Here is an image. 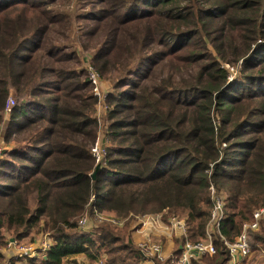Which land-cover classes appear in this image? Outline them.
I'll list each match as a JSON object with an SVG mask.
<instances>
[{
	"label": "trees",
	"instance_id": "16d2710c",
	"mask_svg": "<svg viewBox=\"0 0 264 264\" xmlns=\"http://www.w3.org/2000/svg\"><path fill=\"white\" fill-rule=\"evenodd\" d=\"M47 1L0 0V262L9 239L47 233L53 244L29 264L77 255L139 264L131 217H181L186 238L201 241L210 187L225 195L219 233L234 241L264 207V0L105 1L123 14L111 16L108 38L85 42ZM76 44L112 87L104 102L111 146L94 178L97 98ZM238 62L232 80L222 64ZM94 209L126 219L125 231L102 223L78 232ZM219 233L201 264H228ZM246 236L254 259L264 220Z\"/></svg>",
	"mask_w": 264,
	"mask_h": 264
},
{
	"label": "built area",
	"instance_id": "2783aa9c",
	"mask_svg": "<svg viewBox=\"0 0 264 264\" xmlns=\"http://www.w3.org/2000/svg\"><path fill=\"white\" fill-rule=\"evenodd\" d=\"M227 68L232 71L228 66ZM88 80L93 89V95L98 99L102 100V105L104 106V99L106 94H103L99 88L100 78L99 75L92 69L88 68ZM13 104L11 99L8 100L6 104V113L9 112L10 106ZM100 116L96 115V117ZM99 119V118H98ZM100 137L98 136L97 141L91 147L90 153L95 164H101L104 161L106 155L107 147L100 142ZM5 149L3 141H0V153ZM212 208L210 210V218L205 230V236L201 241L190 242L187 237V225L184 219L178 218L176 216H168L166 222H163L162 213L144 215L139 218H132L142 230L143 239L136 246L141 255V260L139 264H151L153 261L164 262L162 243L156 241L153 237L161 235V233L168 232V235L176 234L184 238L182 246L176 259L171 261V264H194L199 261L203 256H212L216 253V249L212 243V234L214 231L219 233V228L222 221L225 219V195L222 192L217 191L214 187L209 188ZM93 198L90 199L92 201ZM264 220V207L255 210L252 213V220L250 222H244L242 225L241 233L234 239V241L229 242L220 233L219 236L223 241V244L228 250V264H243L244 260L251 255L250 246L247 242V231H257L260 228L262 221ZM126 219H121L112 214H107L104 212H99L97 209L92 211L91 215H84L77 221L78 229L81 230H92L95 224L107 223L113 226H122ZM94 223V225H93ZM93 225V226H92ZM186 238V239H185ZM51 243L47 240L41 243L40 248L36 250L32 247L28 248L29 251L35 253L29 258L35 257L38 253L43 256L51 247ZM24 253L23 255H26Z\"/></svg>",
	"mask_w": 264,
	"mask_h": 264
},
{
	"label": "rangeland",
	"instance_id": "374dc122",
	"mask_svg": "<svg viewBox=\"0 0 264 264\" xmlns=\"http://www.w3.org/2000/svg\"><path fill=\"white\" fill-rule=\"evenodd\" d=\"M105 1L116 2V1H122V0H48L45 4V10L50 11V12L52 11L60 15L68 16L69 22H71L74 25V29L76 32L75 33L76 42H77L76 40L77 37L87 36L83 39V42H85V41H88L89 38L97 36L101 32H106V35L104 38L105 40L106 38H108L111 32L110 31L112 28V17L111 16L120 19L118 15L122 16L123 14V10L121 7H108ZM35 2L36 0H30L31 4H34ZM116 12H118L117 13L118 15L116 14ZM91 19L95 21H90ZM208 48L212 50L210 45H208ZM74 49L76 53L78 54L81 65L86 70V78L88 80V68L90 67L93 69L92 65H90L91 51L81 50L78 44L75 45ZM222 66L228 70L229 74L232 76V80H234L237 76L241 75L242 62H238L237 65H235L234 67H231V65L227 63H223ZM227 66L230 69L234 68L233 73H231L232 71H230L227 68ZM243 74L244 73H242V75ZM100 80L101 81H100L99 88L102 91V93L106 95L111 93L112 87L110 86V84L105 82L103 79H100ZM91 90L93 93L92 88ZM102 100L103 99H100L98 103V99H97V104L95 106L96 110H95L94 116L96 117V115L100 114V116L96 117L97 122H98V128H97V136H96L95 142L97 141V138L99 136L101 139L100 142H102V139H103V142H102L103 145L106 146L107 148H110L111 142L109 141L108 130H107L108 122L105 121L106 119L104 117L105 113L107 112V107L102 105ZM103 102H105V99ZM5 109H6V106H5ZM5 114H8L6 113V110H5ZM5 118H7V115ZM1 140L2 139H0V141ZM139 217H142V216H132V218H139ZM178 218H181V217H178ZM133 220L131 219V221ZM125 223L122 226H113V225L111 226L114 227L118 231V233L122 234V232L125 231V230L122 231L124 229L123 227L125 226ZM101 224H95V226H93L94 225L93 223L92 225L93 231H95V228ZM131 227L132 225H130V228ZM78 232L86 233L87 231L79 229ZM92 232H87V233H92ZM45 240L53 244L52 239L49 237L47 233L37 234L35 236H28L23 241H18V242L14 241L13 239H9L6 247L4 248V250H2L3 258L0 264H29L28 262L29 259L39 258L41 255L40 253H38L37 255H35V257L29 258L35 253V251L31 252L28 250V248L32 247L36 250V248L41 247V243ZM24 253H27V254L23 255ZM82 260H85V259L81 258V261ZM88 260L90 259L88 258ZM96 262H101V264H107V258L105 255H102L100 257V261H96ZM91 264L93 263L91 262Z\"/></svg>",
	"mask_w": 264,
	"mask_h": 264
},
{
	"label": "crops",
	"instance_id": "0c3cea01",
	"mask_svg": "<svg viewBox=\"0 0 264 264\" xmlns=\"http://www.w3.org/2000/svg\"><path fill=\"white\" fill-rule=\"evenodd\" d=\"M167 218L168 216L164 214L162 218L163 222H166ZM129 224L132 225L131 239L133 244L136 246L140 241H142L144 236L142 234V230L139 229V226L136 222L131 221ZM92 231L93 229L87 230V232H92ZM181 238H182L181 236H177L176 234L168 235V232L161 233V235L153 237L154 240L160 241L162 243L164 262L160 263L157 261H153L151 264H171V261L172 260L174 261L176 259L179 250L182 246L183 242H180ZM81 258H84L85 260L81 261ZM72 260H75L78 264H91V261L88 260V258L85 257L84 255H77L75 257H72L68 260H65L63 264H69V262ZM98 261H100V259ZM93 264H101V262H94ZM195 264H201V261H197L195 262ZM243 264H264V251L261 250L259 255L254 259L251 253V255L244 260Z\"/></svg>",
	"mask_w": 264,
	"mask_h": 264
},
{
	"label": "water",
	"instance_id": "95a60500",
	"mask_svg": "<svg viewBox=\"0 0 264 264\" xmlns=\"http://www.w3.org/2000/svg\"><path fill=\"white\" fill-rule=\"evenodd\" d=\"M99 168H100L99 165H97V166L95 167V170H94V172H93V174H92V178H94V176H95L96 173L98 172Z\"/></svg>",
	"mask_w": 264,
	"mask_h": 264
}]
</instances>
